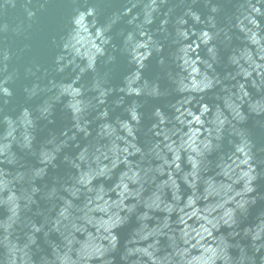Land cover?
<instances>
[{
  "label": "water",
  "instance_id": "water-1",
  "mask_svg": "<svg viewBox=\"0 0 264 264\" xmlns=\"http://www.w3.org/2000/svg\"><path fill=\"white\" fill-rule=\"evenodd\" d=\"M0 264H264V0H0Z\"/></svg>",
  "mask_w": 264,
  "mask_h": 264
}]
</instances>
